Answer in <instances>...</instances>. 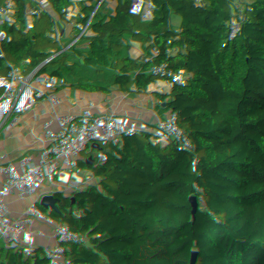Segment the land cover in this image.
<instances>
[{
	"label": "trees",
	"instance_id": "obj_1",
	"mask_svg": "<svg viewBox=\"0 0 264 264\" xmlns=\"http://www.w3.org/2000/svg\"><path fill=\"white\" fill-rule=\"evenodd\" d=\"M52 1L68 6L75 15L86 14L84 38L120 3ZM204 3L208 14L195 18L192 28L211 47L212 68L223 80V91L217 93L205 75L184 74L187 86L182 93L203 99L195 102L163 94L158 74L169 60L166 53L136 56L126 42L107 46L113 59L122 54L129 61L121 71L114 70L121 88L110 86L109 73L105 93L93 95L99 62L93 56L82 61L77 55L80 46L59 35L62 19L55 10L21 18L10 36L0 32V42L6 46L0 59V108L7 99L20 106L14 121L22 126H8L17 147L29 127L39 128L36 134L46 147L76 108L90 111L65 125L75 130L72 142L59 141L63 130L59 133L49 155L53 166L39 171H46L45 175L17 183L0 202L28 211L35 208L37 218L48 222H103L116 210L106 203L109 192L104 191L114 177L118 183L112 193L124 192L145 205L143 214H132L127 224L112 222L123 232L122 238L116 236L117 243L134 242L135 256L142 264H264V120L259 114L264 109L241 102L258 104L251 97L257 92L264 106V0H201ZM145 27L160 41L172 36L168 27L161 29L155 22H145ZM4 63L11 66L13 80L1 73ZM243 74L256 85L248 97L230 83ZM55 84L66 97L49 106L48 95ZM149 89L157 92L151 105L132 100ZM187 102L197 106L204 124L198 133L202 150L191 169L188 152L191 135L197 132L183 114ZM51 117L54 120L47 126ZM95 121H102L113 135L107 151L87 143ZM134 125H147V129H134ZM131 146L139 149L137 161L129 155ZM0 151L1 192L10 180L19 178L7 166L10 147L1 144ZM90 168L99 173L102 188L86 186ZM126 179L130 184H124Z\"/></svg>",
	"mask_w": 264,
	"mask_h": 264
},
{
	"label": "built area",
	"instance_id": "obj_2",
	"mask_svg": "<svg viewBox=\"0 0 264 264\" xmlns=\"http://www.w3.org/2000/svg\"><path fill=\"white\" fill-rule=\"evenodd\" d=\"M190 2L192 5L189 11L195 18L204 19L205 13L202 12L195 0H180L181 4ZM55 10L57 14L63 18L67 25L73 28V40L79 44L77 55L82 61H86L89 56H93L99 62L100 81L106 85V76L116 68V61L107 51V46L115 42H126L133 47L136 56L144 55L152 51H161L169 56L168 67L163 64L158 74L159 81L164 85L165 91L163 94L183 100L195 102L203 100L202 98H190L185 96L182 91L187 84L184 79V74L192 72L200 73L208 77L212 82L217 93L223 91V80H221L216 70L212 68L211 61L202 53L197 51L193 45L181 36L184 30H188L189 26L186 22L177 25L173 22H168L167 27L171 33V37L166 41H160L151 36L145 27V22L137 19L133 12L135 9L128 2H121L118 5L117 11L104 18L98 26V29L84 38V33L87 29L84 13L75 15L71 8L64 4H57L52 0H0V32L10 36L16 29L17 24L14 23L15 15L24 17L37 16L41 11ZM152 17L162 19L166 14L162 10H154ZM6 46L0 42V59L5 53ZM29 50V47L26 48ZM11 67L4 63L1 68V73L6 75V67ZM231 84L237 85L238 88L248 97L249 94L256 90L255 81L246 77L244 74L238 79L230 81ZM95 86V85H94ZM93 91L92 93H94ZM157 92L149 89L146 92L134 97L132 100L139 99L142 105H151ZM66 94L60 91L59 84H55L48 95V105L53 106L55 99L64 98ZM75 97L78 98V92H75ZM216 99L229 100L227 97H215ZM242 103L251 105L256 108L264 109L263 105L254 104L246 100ZM183 104V102H182ZM20 106L18 103L11 104L7 99L0 108V145L10 139L8 126L13 125L16 129L22 126L21 122H15V116L19 113ZM89 110L76 108L74 116L66 122L68 124L77 117H82ZM183 114L188 119V109L183 107ZM54 118L47 120L46 125L50 126ZM64 124L54 135L51 142L45 147L35 138L38 127H29L28 134L19 140L23 150L34 161L31 170L25 176H19V179L9 181V186L0 192V198L8 193V191L17 183L26 181L30 176H35L42 168H49L53 163L49 159L50 151L54 141L59 133L65 129ZM134 129H147V125H134ZM192 147L188 152V169H191L198 163L200 151L202 150L201 137L191 135ZM113 135L101 122L95 121L92 123L87 138V143L90 146L98 147L101 151H107L112 146ZM36 150V151H35ZM38 150V151H37ZM40 150V151H39ZM22 154L19 151L11 153L10 161L7 166L9 169L18 173L22 167ZM109 186L104 188V191L109 192L106 203L116 210L124 212L127 216L142 215L144 212V204L141 201L133 202L132 199L124 192L112 193V187L116 186L118 181L112 177ZM125 185L130 184L129 179L124 181ZM25 216V212L21 207L10 205L6 202H0V229H6L13 233V221L17 218ZM134 242H126L121 249H117L111 257L100 251L98 248H89L87 246L76 245L73 243L52 244L49 240H44L38 245H13L11 248L1 253L2 264H92L108 261V264H142L135 256ZM14 254V257H11Z\"/></svg>",
	"mask_w": 264,
	"mask_h": 264
},
{
	"label": "crops",
	"instance_id": "obj_3",
	"mask_svg": "<svg viewBox=\"0 0 264 264\" xmlns=\"http://www.w3.org/2000/svg\"><path fill=\"white\" fill-rule=\"evenodd\" d=\"M118 2L121 3L119 0ZM123 2H128L135 11L133 15L144 22H155L161 29L167 27L168 22L176 23L177 25H181V23L186 22L189 26V29L184 30L182 36L185 40L189 41L197 51L204 54L210 61L212 58V50L209 43L203 36L194 31L192 28V23L195 19L194 15L189 11V7L192 5L190 2L187 4H181L180 0H123ZM200 8H202V12L204 11L205 15L208 14L209 6L204 3L201 4V0H195L194 2ZM119 5V4H118ZM154 10H162L165 12L166 17L162 19H155L152 17V12ZM44 11H41L39 14H42ZM15 17L13 18L15 23ZM59 16V15H58ZM60 17V16H59ZM21 20V16H18ZM30 18V17H29ZM61 18V17H60ZM61 25L58 27V33L62 38L70 39L71 42L75 43L73 40V28L70 25H67L63 18ZM87 23V22H86ZM16 24V23H15ZM87 28H88V24ZM18 26V24H17ZM93 32H91L92 34ZM77 43V42H76ZM79 47V44H76ZM197 47V48H196ZM116 68L114 70L121 71L125 66L128 65L129 61L125 59L122 54H119L116 59ZM168 60L165 61V67H168ZM11 67H6V76L13 80V71L9 72ZM114 70L111 72V85L109 82L106 85L100 81L99 73L96 77L95 86L92 88L93 95H103L106 91L108 85L112 86L114 89L121 88V78L119 73H115ZM98 92V93H97ZM101 92V94L99 93ZM95 95V96H96ZM141 103V101H140ZM197 108L196 105L193 104ZM198 110V108H197ZM199 112V110H198ZM200 114V112H199ZM201 116V115H200ZM200 120V124L203 125L201 129L204 128V124L202 118L192 121L193 126L197 129V122ZM104 127H106L103 123H101ZM107 128V127H106ZM193 134H195L193 132ZM35 138L39 140L38 135L34 133ZM198 136V134H195ZM68 139L67 141H69ZM70 142V141H69ZM4 144H7L10 147V152L19 151L22 154V167L24 169H28L34 161L29 157V155L23 150V147L20 145L17 147L10 137ZM21 149V150H18ZM36 151V150H35ZM132 156H130L133 160L137 161V156L139 154L138 148L131 146L129 150ZM20 168V169H21ZM46 171L36 174L40 179L45 175ZM87 173V172H86ZM28 174V172H27ZM35 175V176H36ZM25 176V175H21ZM86 186L90 189H99L102 188V181L100 179L99 173L96 171L89 170L88 177L86 180ZM25 216L21 218L15 219L13 221V227L15 231L13 233L7 231L6 229H0V256L1 253L13 245H38L44 240H49L52 244H62V243H73L76 245L87 246L89 248H98L100 251L106 253L107 256L111 257L113 253L119 249L125 242L118 244L116 241V236L119 234V238H122L120 235L123 233H119L117 229L114 227V223L127 224L129 221V216H127L124 212L119 210H114L112 213L105 216L103 222L97 223H81L76 222L73 219H69L68 222L63 223L59 221L48 222L37 218V211L35 208L28 211V209H24L21 207ZM63 210L58 208V210ZM68 208H65L67 210ZM63 212V214L67 211ZM68 212V213H69ZM11 257H14V254H11ZM0 264H2L0 257Z\"/></svg>",
	"mask_w": 264,
	"mask_h": 264
},
{
	"label": "rangeland",
	"instance_id": "obj_4",
	"mask_svg": "<svg viewBox=\"0 0 264 264\" xmlns=\"http://www.w3.org/2000/svg\"><path fill=\"white\" fill-rule=\"evenodd\" d=\"M18 16L19 15H17L16 17L17 18H15V23L16 24H18V23H20V18H18ZM70 40V39H69ZM73 43V42H72ZM73 44H77L76 42L75 43H73ZM197 48V47H196ZM198 49V48H197ZM199 50V49H198ZM9 72H11V69H9ZM98 93V92H97ZM100 94H101V92H99ZM95 95H96V93H95ZM97 96H100V95H97ZM102 96V95H101ZM185 108H187L188 109V115H189V118H190V121H194V120H197V118H199V119H201L202 117L200 116V114H199V112H198V110H197V108L195 107V106H193V104L191 103H186L185 104ZM259 114L261 115V117L263 118V120H264V114H263V111H259ZM102 122V121H101ZM201 127H203V125L202 124H200V120L197 122V129L195 128L194 129V131L195 132H197V134L198 133H200V131L202 130L201 129ZM75 130L73 129V128H65L64 130H63V132L61 133V135H60V137H59V141L60 140H64L65 141V139L66 140H68V139H70L69 141L70 142H72L73 141V138H74V136H75ZM18 150H21V149H18ZM138 152H139V149H138ZM3 152L2 151H0V159H1V157H2V154ZM130 156H132V154L130 153ZM33 165V164H32ZM31 170V166L28 168V169H24V168H21V169H19V171H18V173H16V177L17 178H19V176H21V175H26L27 174V172H29ZM89 170H92V171H96V169L95 168H90V169H88L86 172H87V174H88V171ZM14 177H15V175H14ZM11 181V180H10ZM27 194H29V193H27Z\"/></svg>",
	"mask_w": 264,
	"mask_h": 264
},
{
	"label": "water",
	"instance_id": "obj_5",
	"mask_svg": "<svg viewBox=\"0 0 264 264\" xmlns=\"http://www.w3.org/2000/svg\"><path fill=\"white\" fill-rule=\"evenodd\" d=\"M120 1L123 2V0H120ZM15 86H17V85L15 84ZM203 96L207 98V94H206V93H205ZM251 97H252V99L255 100L259 105L262 104V99H261L260 95H259L257 92L253 93ZM120 236L123 237V233H122Z\"/></svg>",
	"mask_w": 264,
	"mask_h": 264
}]
</instances>
